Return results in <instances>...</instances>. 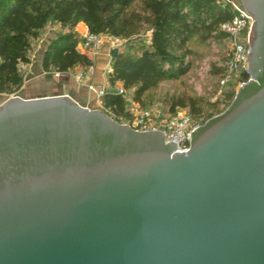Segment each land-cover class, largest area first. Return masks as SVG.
<instances>
[{
    "label": "water",
    "instance_id": "obj_1",
    "mask_svg": "<svg viewBox=\"0 0 264 264\" xmlns=\"http://www.w3.org/2000/svg\"><path fill=\"white\" fill-rule=\"evenodd\" d=\"M234 1L249 80L185 153L67 96L0 105V264H264V0Z\"/></svg>",
    "mask_w": 264,
    "mask_h": 264
},
{
    "label": "trees",
    "instance_id": "obj_2",
    "mask_svg": "<svg viewBox=\"0 0 264 264\" xmlns=\"http://www.w3.org/2000/svg\"><path fill=\"white\" fill-rule=\"evenodd\" d=\"M234 17L232 8L220 0H0V95L9 97L21 91L25 82L21 67L31 64L32 43L48 24L63 31L46 47L42 69L60 75L94 65L91 55L78 48L81 42L74 30L80 24L88 34L110 32L120 40L131 41L150 31L148 44L131 46L115 56L108 75L110 90L103 98V108L122 124L119 116L126 119L122 115L125 102L116 91L118 86L133 91V101L150 109L144 104L150 92L188 74L192 41H223L228 35L221 26ZM226 62L224 58V65L215 73L220 75L219 81L225 75ZM242 78L248 80L249 75ZM234 98V93L227 95L228 106ZM164 102L188 110L202 124L223 112L206 114L202 104L189 96H172Z\"/></svg>",
    "mask_w": 264,
    "mask_h": 264
},
{
    "label": "rangeland",
    "instance_id": "obj_3",
    "mask_svg": "<svg viewBox=\"0 0 264 264\" xmlns=\"http://www.w3.org/2000/svg\"><path fill=\"white\" fill-rule=\"evenodd\" d=\"M82 24L78 25L74 32L78 36L80 40V44L78 46L81 53H89L93 60V67L87 70L83 69H75L70 73L61 75L62 77L70 76L75 78L77 87L86 92L88 98V86H93L94 88H98L100 86H106V93L110 90L108 84V75L111 72V67L113 64L114 56L113 52H127V50L131 46H138L140 43L148 44L150 31L143 33L140 37H135L130 40H121L120 48L115 47L112 48L110 46V40L113 37L110 32H105L102 34V39L104 42L103 47L98 49L95 52H90L85 50L82 47V43L88 31H85L84 34L79 30ZM63 30L55 24H48L44 31H42L39 40L32 43V51L31 58L32 59H40L42 54L44 53L46 47L50 43V41ZM87 32V33H86ZM228 37L223 41H215L209 40L206 43H202L198 40L192 41L190 47L192 49V56L190 58L191 68L188 74L183 77L178 82L165 83L160 85L158 89L150 92L144 98V104L150 109L144 108L146 111L152 112L155 110H162L165 105H173L168 104L164 101L173 97H182L189 96L194 100L199 101L204 107V111L206 114H212L215 111H224L228 103H226L227 95L234 93V97L236 95L239 86L237 84L238 80H232V83H228L223 85L224 77L219 81L220 75H215V73L224 65V58L228 57L230 51V45L228 43ZM23 72V71H22ZM56 74V73H49ZM60 75V74H56ZM57 77V76H56ZM55 78V77H54ZM121 86H118L116 89L119 92ZM22 90V89H21ZM20 93V92H19ZM18 93V94H19ZM17 94V95H18ZM17 95L15 97H17ZM125 102V110L123 116L126 118V110L129 108H134L136 106H141L133 101V91L125 92L123 95ZM8 99V96L0 97V105ZM96 99L93 104L89 107L93 110H101L106 112L110 117L115 120L116 115H114L111 111L105 110L103 108V98H96L95 95L91 96V100ZM89 100V99H88ZM98 101H100L101 105L99 106ZM165 103V104H164ZM209 106H211L209 108ZM174 109V107L171 106ZM174 113L170 115H188V110H179L175 106ZM190 117V116H189ZM121 118V123H127V119ZM191 118V117H190ZM192 119V118H191ZM194 125L202 126V122L196 121L192 119Z\"/></svg>",
    "mask_w": 264,
    "mask_h": 264
},
{
    "label": "built area",
    "instance_id": "obj_4",
    "mask_svg": "<svg viewBox=\"0 0 264 264\" xmlns=\"http://www.w3.org/2000/svg\"><path fill=\"white\" fill-rule=\"evenodd\" d=\"M220 1L225 6H230L235 14L232 21L221 26V31L228 35V43L230 45V51L225 65V77L222 83L223 85L230 84L232 80L237 79V84L241 88L249 80H243L242 75L248 74L254 21L234 0ZM150 39L151 33L149 41ZM109 43L112 48H120L121 46V40L115 37H112ZM103 45L102 35L86 34L82 43V47L92 53L103 47ZM87 90L89 99L87 108H89L92 102L91 96L95 95L96 98L101 99L106 95V86L103 85L98 88L88 86ZM118 94L123 96L125 90L120 88ZM15 96H9L8 99L14 98ZM125 113L127 119L126 125L139 132H162L168 143L177 144L178 153H185L188 150L190 134L198 127L193 124L194 122L188 115H165L162 110L149 112L142 106L135 105L134 108L126 110Z\"/></svg>",
    "mask_w": 264,
    "mask_h": 264
},
{
    "label": "crops",
    "instance_id": "obj_5",
    "mask_svg": "<svg viewBox=\"0 0 264 264\" xmlns=\"http://www.w3.org/2000/svg\"><path fill=\"white\" fill-rule=\"evenodd\" d=\"M79 30L84 34L87 28L82 24ZM43 54L40 59H32L30 65L21 67L25 75V82L17 97L30 100L54 96H67L80 106L86 107L89 101L86 92L77 87L75 78L44 73L42 69ZM95 100L96 99L92 100L91 104H93ZM98 104L99 106L101 105L100 101H98ZM171 106L174 107V109L171 108ZM171 106H163L162 112L165 115L176 112L175 106Z\"/></svg>",
    "mask_w": 264,
    "mask_h": 264
}]
</instances>
